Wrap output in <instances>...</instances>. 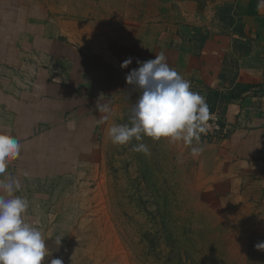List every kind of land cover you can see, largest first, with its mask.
I'll use <instances>...</instances> for the list:
<instances>
[{
	"label": "rangeland",
	"instance_id": "obj_1",
	"mask_svg": "<svg viewBox=\"0 0 264 264\" xmlns=\"http://www.w3.org/2000/svg\"><path fill=\"white\" fill-rule=\"evenodd\" d=\"M17 2L22 5L15 9L16 19L10 24L14 37L6 39L7 49L16 89L31 95L33 108L46 97L43 85L40 88L41 72L45 78L47 71L49 84L66 85L73 75V51L61 50L58 59L56 41L79 40L82 44L77 50L83 102L80 134L58 133L62 126L73 124L71 86L64 87L67 107L53 94L47 97L45 119L35 118L39 111H33L31 119L33 130L47 132L52 147L67 149L79 143V171L66 178L25 183L18 192L30 202L26 221L38 225L44 234L51 251L48 264L61 254L70 258L66 264H264V250L255 247L264 241V198L256 207L237 212L204 196L194 169L174 156L167 139L144 137L128 145L111 143L109 127L129 123L134 101L132 105L117 101L114 111L88 118L87 97L82 92L89 66L92 73L97 71V78L102 71V64L93 63L88 45L104 40L109 32L105 27L113 32L109 38L114 27L125 24L116 18L123 10L121 0ZM134 2L128 0L129 16ZM103 99L99 94L96 102L104 103ZM103 115L108 116L106 121ZM137 143L146 144L149 154L133 151ZM89 147L95 150L94 157Z\"/></svg>",
	"mask_w": 264,
	"mask_h": 264
},
{
	"label": "crops",
	"instance_id": "obj_2",
	"mask_svg": "<svg viewBox=\"0 0 264 264\" xmlns=\"http://www.w3.org/2000/svg\"><path fill=\"white\" fill-rule=\"evenodd\" d=\"M20 5L22 3L17 0H0V40H3V48H0V131L10 132L20 141L21 154L9 165L7 172L18 178L23 187L32 181L46 182L49 178L77 174L79 143H71L67 149H56L48 143L47 132L33 130L31 119L33 111H39V115L34 114L35 118L45 119L47 97L53 94L67 107L69 99L65 98L64 87L71 86L73 124L71 128L62 126L58 133L78 136L83 102L80 103L79 90L77 50L82 45L79 40L56 41L58 59L61 50L75 52H72L73 75L66 85L49 84L47 71L45 78L41 72L40 88L43 85L46 94L44 108L42 100L37 109L33 108L31 95L16 89L12 55L6 39L14 37L10 24L15 22V9ZM134 5V12L129 16L128 0H121L123 10L116 18L125 24L114 27V35L110 34L109 38L108 33L113 32L111 27H105L109 32L104 40L88 45L93 63L102 64V76L99 74L98 78L97 71L92 73L89 66L86 90L82 92L87 97L88 118L95 119L99 114L96 102L99 94L111 111L117 101L135 103L140 92L126 83V74L138 67L137 59H155L163 52L170 67L191 82L193 91L206 98L209 109L221 112L227 127L223 139L201 140L200 145L194 144L203 147L195 156L182 142L168 141L174 156L183 158L185 165L194 169L204 196L220 200L237 212L243 207H256L264 198V0H135ZM129 57L132 63L122 69L121 63ZM34 133L35 138H32ZM89 149L93 150L94 157L95 150ZM59 259L66 264L70 258L61 254Z\"/></svg>",
	"mask_w": 264,
	"mask_h": 264
},
{
	"label": "clouds",
	"instance_id": "obj_3",
	"mask_svg": "<svg viewBox=\"0 0 264 264\" xmlns=\"http://www.w3.org/2000/svg\"><path fill=\"white\" fill-rule=\"evenodd\" d=\"M136 62L138 67L131 69L125 80L134 85L140 95L131 108L129 123L109 127L111 143L128 145L144 137L154 141L164 138L189 146L194 156L200 154L203 147L194 144H201V136L212 130L209 121L214 119L206 98L193 91L191 82L170 67L163 52L155 59H137ZM131 63L129 57L120 66L128 68ZM97 110L102 114L111 111L107 103L99 102ZM107 119V115L102 116L103 121ZM21 147L13 134L0 131V264H48L46 258L50 254L43 232L25 219L30 202L16 194L22 192V184L7 172L9 165L19 158ZM132 150L149 154L144 143L134 144ZM24 176L27 178L28 173ZM255 247L264 250V241ZM50 264H62V260L54 258Z\"/></svg>",
	"mask_w": 264,
	"mask_h": 264
},
{
	"label": "built area",
	"instance_id": "obj_4",
	"mask_svg": "<svg viewBox=\"0 0 264 264\" xmlns=\"http://www.w3.org/2000/svg\"><path fill=\"white\" fill-rule=\"evenodd\" d=\"M210 112L214 114V119L209 121L212 130L207 135L201 136L203 142L223 139L227 134V127L221 112L216 109H210Z\"/></svg>",
	"mask_w": 264,
	"mask_h": 264
},
{
	"label": "trees",
	"instance_id": "obj_5",
	"mask_svg": "<svg viewBox=\"0 0 264 264\" xmlns=\"http://www.w3.org/2000/svg\"><path fill=\"white\" fill-rule=\"evenodd\" d=\"M249 87V86H248Z\"/></svg>",
	"mask_w": 264,
	"mask_h": 264
}]
</instances>
